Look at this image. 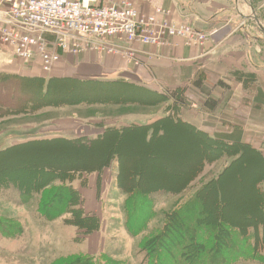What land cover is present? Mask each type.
<instances>
[{
    "label": "trees",
    "instance_id": "16d2710c",
    "mask_svg": "<svg viewBox=\"0 0 264 264\" xmlns=\"http://www.w3.org/2000/svg\"><path fill=\"white\" fill-rule=\"evenodd\" d=\"M0 78L7 80V83L1 82V90H8V84L11 83L12 99L20 97L19 102L6 107L9 116L44 113L61 108H153L167 102L171 103L170 108L189 105L182 89L158 92L123 80L45 78L14 74H2ZM193 85L205 96L203 107L214 110L218 100L204 86L203 80L198 77L194 79ZM116 124L106 126L97 137L54 135L48 138L20 139L17 137L24 135H13L16 140L0 149V195L8 190H17L23 204L36 198L41 217L51 222L70 215L66 222L86 230L89 235L99 231L100 221L96 216L86 214L81 194L73 187V183L83 178L82 175L102 172L114 159H118L119 188L128 195L125 228L130 236L137 237L147 230L150 220L156 215L152 195L161 192L167 195L183 193L208 163L218 162L227 156L230 162L225 169L168 213L163 228L141 249L147 264H235L240 259L252 258L258 248L252 242L260 226L264 230V220L262 222L258 217L259 206L240 208L245 217L248 214L251 216L249 220L243 216L245 223L241 228L232 230L226 227V221L231 225V208L223 194V187L238 178L248 188L247 193L243 191L245 195L242 199H246L249 193L261 196L264 200V187L262 189L261 186L264 182V156L260 151L244 143L241 135L212 137L173 116H166L151 124L147 119L141 122L125 119L123 123ZM177 129L192 138V141L186 143L185 149L193 150H190L193 154L188 164L193 166L185 168L179 165L176 170L172 169L173 164L168 166L166 160H161L160 155L165 152V147H160L159 143L167 142L168 137ZM128 138L132 141V148H136L137 144L133 141L137 139L145 152L135 153V157L132 153L133 156L125 162L122 150L127 149L124 143ZM174 147L185 150L179 145ZM46 152L51 158L46 157ZM250 154L263 165L256 167ZM180 160L183 161L184 157ZM255 167L256 175L247 176L246 169ZM158 174L165 175V180H158ZM144 177L147 183L143 185ZM249 222H252V228L244 227ZM6 223L0 217V233L7 239L17 238L18 231L14 227L4 226ZM190 247L194 248L193 252L189 250ZM64 264L104 262L80 255ZM105 264L115 263L107 261Z\"/></svg>",
    "mask_w": 264,
    "mask_h": 264
},
{
    "label": "crops",
    "instance_id": "0c3cea01",
    "mask_svg": "<svg viewBox=\"0 0 264 264\" xmlns=\"http://www.w3.org/2000/svg\"><path fill=\"white\" fill-rule=\"evenodd\" d=\"M134 2L139 12L143 14L153 13L158 7L171 9L172 20L189 23L194 28L208 33L209 41L204 46L191 47L182 39H174L173 46L164 48L136 45L141 60L140 66L130 65L120 57L88 53L78 58L63 55L62 60L49 74L43 73L39 68L23 67L9 61L0 66V72L45 78L123 80L158 92L182 89L189 100V105L183 108H170L171 103L167 102L145 119L141 116L129 119L137 122L147 119L151 124L166 116H173L212 137L227 138L241 135L244 143L258 149L264 156V32L252 20L254 14L258 15L254 1L240 0V4L237 0H134ZM260 23L262 24L261 21ZM198 77L218 100V106L212 111L203 107L205 96L193 85L194 79ZM102 116L108 118L103 113L98 118L101 119ZM114 119L100 122L93 118L86 121L87 125H78L81 121L77 119V115H70L65 122L67 130L62 129V125L58 127L55 124L52 128L57 131H70L69 134L62 135L65 137H72L71 133H76L75 137H97L104 132L106 126L115 125L117 120L122 121L126 118ZM61 121L64 123V119ZM259 135L261 141H258ZM94 176L96 185L98 175L92 174L89 177L90 185L77 189L81 194L86 214L103 217L105 214L103 206L100 205L97 191L95 192L91 185ZM101 178L103 179V174ZM182 196L184 192L167 195L166 198L176 197L177 208L188 199L184 196L183 200ZM155 208L158 210L157 206ZM63 218L67 219L62 217L50 223L61 224L64 222ZM87 237L90 248L93 238H96L97 248L104 243L102 229ZM21 242L0 235V246L8 253L19 249Z\"/></svg>",
    "mask_w": 264,
    "mask_h": 264
},
{
    "label": "rangeland",
    "instance_id": "374dc122",
    "mask_svg": "<svg viewBox=\"0 0 264 264\" xmlns=\"http://www.w3.org/2000/svg\"><path fill=\"white\" fill-rule=\"evenodd\" d=\"M252 1H254V5L258 10L257 18L264 25V0ZM237 2L239 4L241 3L240 0H237ZM7 60L8 57L0 55V66L3 65V63ZM2 74L13 75L11 73L0 72V75ZM14 75L20 76L19 74ZM27 77L38 76L33 75ZM6 81L7 80L4 81L0 78V85ZM10 90L11 83L10 85L8 84V90L0 89V149L5 148L6 145H10L14 142V140H16V137L13 135H24L23 137H17L20 139H26L29 137L48 138L54 135H67L70 131H57L53 128L55 126L59 127L60 125H62L61 128L67 130V124L65 122L68 121L67 119H69L70 115H77V119L81 121L78 125H87L88 122L86 121H90L93 118H96V120L100 122H102L103 120L111 121L114 118L129 119L139 116L143 117L142 119H145L147 118V116L157 112L160 108L136 107L138 108L136 109L132 107L121 108L119 106L110 108L98 107L96 109L87 107L61 108L50 110L44 113L39 112L31 115L9 116L7 115V113H9V110L6 107H9V105L13 102L15 103L20 101V97L18 96L17 99H12ZM102 113L105 114V116L108 118L105 119L103 116L102 117L104 119L98 118L100 117V115H102ZM96 115L97 117H95ZM62 119H64V123L61 121ZM124 121L125 120H117V122ZM53 124H55L54 127ZM71 134L73 135L72 137L76 136V133ZM258 138V141H261V135H259ZM190 141H192V138L190 136L183 134L180 130L177 129L168 137L167 142L159 143L160 147H165V152L160 155L161 160L163 162L164 160H166L165 163L168 166H170V163L173 164L174 166L172 169L176 170L179 169V165L186 166L185 168L192 167L193 165L188 164L192 160L193 150L192 148H188V150L185 149L186 143H189ZM131 142L132 141H130L128 138L124 143L127 145V149L122 150L125 162L127 161V159H130L133 154L135 157L136 154L145 152L143 145L139 143L137 139L133 141L134 144H137L136 148H132ZM177 145L183 147L185 150L176 149L174 146ZM35 150L36 149L34 148V151ZM182 156L184 157L183 161L180 160ZM46 157L51 158V155H48L46 152ZM251 157L256 167L257 165H263L262 163L260 164L256 159H253L252 155ZM229 162L230 159H228V157L226 156L218 162L208 163L202 173H200L194 180V182L190 184L189 188L184 191V196L186 198H189L205 183L216 178L225 169ZM111 166L113 167V169ZM256 167L254 169H246L248 170V172L246 173L247 176L250 177L252 175H256ZM107 169H109V171H106ZM106 170L104 169L102 172L94 173L95 175H98L97 184L95 185L96 176H94L95 178H93V182L91 184L92 187H94L95 192L97 191V197L100 199V205L103 206L105 212L103 217L96 216L100 221L99 231L102 229L104 233V243L100 242L102 244L101 246L99 245L100 247L97 248L96 238H93L90 242V248L89 239L87 236L91 235L92 233L87 235L86 230L80 229L73 225H69L66 220L71 217L70 215L63 216L67 217V219L65 220L63 218L64 222L61 224L50 223V221H47L44 217H41L40 213L38 212V203L36 201V198L28 203L23 204L17 190H8L2 192V194L0 195V217L2 220L7 221L6 224H3L4 226L14 227L15 230L18 231L19 236H17V238L15 239L21 240L22 244L19 249H16L11 253L6 252L4 248L0 246V264H64L65 262L71 260L73 257L80 255L91 256L99 262H104V264L107 263V261H111L115 264H147L144 261L145 256L141 248L145 243L151 241L154 237H156V233H158L163 228L162 226L165 223L168 211L170 212V210H174L175 203L178 199L176 197L168 199L166 198L167 194L164 192L152 195V199L155 202V207L157 206L158 208V210H156L155 208V211L157 213L150 220L147 230H145L143 233H141V235L137 237H132L129 235L125 228L127 219L125 206L127 204L128 195L123 192L121 188H119L118 159H114L109 168H106ZM102 174L103 179L101 178ZM90 175H82L83 178L74 181L73 187L75 189H77V187H88L90 185ZM84 177L86 178V180ZM157 177L158 180L161 181H164L166 178L163 174H158ZM244 177L246 178V176ZM146 183L147 181L144 177V179L142 180V184L144 185ZM226 184L228 185L224 184L223 194L226 200H229V206L231 208L229 223L231 225H228V221H226L227 219H225V226L229 227L232 230L238 227L241 228V226H243V224L245 223V218H248L249 220L251 216H249L248 214L245 217L243 215V209L241 212L240 208L248 209L249 207H251V205L252 207H255L256 205L259 206L258 217H260L261 221L263 222L264 214L262 213V208L264 200H262V197H259L256 194L248 193L246 195V199H242L245 195L243 191L246 192V189L248 188L245 186L246 184H242L238 178L231 182H227ZM261 186L263 189L264 182L261 183ZM184 196L181 197L183 200L185 199ZM181 200L179 199V201ZM100 209L101 206H99L98 210ZM251 223L252 222L247 223L244 227L252 228ZM0 235L2 234L0 233ZM193 243L196 244L195 242ZM252 243H256L258 247L252 258L240 259L235 264H264V230L262 226H260L258 235L256 238H254ZM193 249V247H190L189 250L193 252Z\"/></svg>",
    "mask_w": 264,
    "mask_h": 264
},
{
    "label": "built area",
    "instance_id": "2783aa9c",
    "mask_svg": "<svg viewBox=\"0 0 264 264\" xmlns=\"http://www.w3.org/2000/svg\"><path fill=\"white\" fill-rule=\"evenodd\" d=\"M158 7L143 14L134 0H0V55L49 74L63 55L93 53L140 66L136 45L204 46L210 35Z\"/></svg>",
    "mask_w": 264,
    "mask_h": 264
},
{
    "label": "water",
    "instance_id": "95a60500",
    "mask_svg": "<svg viewBox=\"0 0 264 264\" xmlns=\"http://www.w3.org/2000/svg\"><path fill=\"white\" fill-rule=\"evenodd\" d=\"M252 19L255 20L256 24L264 32V26L260 23V20L257 18V15L256 14L253 15Z\"/></svg>",
    "mask_w": 264,
    "mask_h": 264
}]
</instances>
